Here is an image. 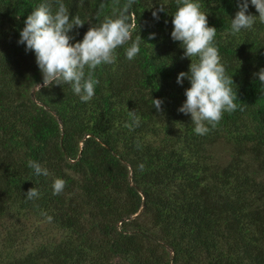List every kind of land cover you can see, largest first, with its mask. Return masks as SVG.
Segmentation results:
<instances>
[{
  "label": "trees",
  "instance_id": "1",
  "mask_svg": "<svg viewBox=\"0 0 264 264\" xmlns=\"http://www.w3.org/2000/svg\"><path fill=\"white\" fill-rule=\"evenodd\" d=\"M44 2L0 0V264H264V86L255 75L264 24L233 34L237 0H198L237 96L236 110L201 136L178 111L190 85L176 78L191 60L170 37L176 0H136L128 15L140 52L126 59L129 41L98 66L88 102L68 85L39 87L35 56L17 43ZM59 2L85 22L69 33L74 43L127 0ZM48 3L54 13L57 0ZM218 143L231 149L226 164L213 156ZM29 160L49 175L35 176ZM57 178L65 187L53 195ZM32 187L40 195L28 200ZM11 213L44 219L62 240L29 248L30 234L1 224Z\"/></svg>",
  "mask_w": 264,
  "mask_h": 264
},
{
  "label": "clouds",
  "instance_id": "2",
  "mask_svg": "<svg viewBox=\"0 0 264 264\" xmlns=\"http://www.w3.org/2000/svg\"><path fill=\"white\" fill-rule=\"evenodd\" d=\"M53 13L48 0L37 6L24 21V27L19 32L18 44L23 45L26 52L31 51L35 56L36 65L42 75V85H68L73 94L82 102L90 101L95 94L98 83L93 79V71L101 65L112 64L116 58V50L131 41L125 49V58L133 60L140 52V36L132 40L133 26L129 22V9L136 0L127 3L114 14V18L106 17L98 26H91L82 40H74L69 33L74 28L79 29L85 23L78 16H70L62 2ZM249 5L253 6L258 15L248 12ZM237 8L231 18L230 29L233 34L251 30L258 21L264 24V0H237ZM152 12L158 19V12ZM172 31L170 37L179 42L183 49V58L191 60L189 71L180 72L176 82L182 85L185 79L189 87L185 89V100L178 111L190 115L196 135H205L210 127L214 128L222 119L224 113H231L237 108V96L233 89L232 76L226 74L221 62L219 51L214 44L217 30L208 25L207 14L201 10L198 0H176V10L171 15ZM155 34H150V39ZM195 58L196 62H192ZM87 69V73L85 72ZM256 77L264 86V68ZM153 100V108L159 112L162 101ZM135 123V120H134ZM27 166L35 176H48V170L33 160ZM65 187V181L57 178L53 181V195L60 194ZM39 192L34 187L25 193L28 200L37 199ZM51 220V217H47Z\"/></svg>",
  "mask_w": 264,
  "mask_h": 264
},
{
  "label": "rangeland",
  "instance_id": "3",
  "mask_svg": "<svg viewBox=\"0 0 264 264\" xmlns=\"http://www.w3.org/2000/svg\"><path fill=\"white\" fill-rule=\"evenodd\" d=\"M231 153L230 147L226 146L225 143H218L213 148L214 158L222 164H226L231 160ZM259 182L264 184V172L260 174ZM1 224L8 226L16 224L18 226V230L22 231L21 235L24 232L25 235L30 234V241H32H29V248L33 249L49 244L53 246L54 243H59L63 238L56 230H54V228H51V226L47 224L44 219L40 220L38 217L32 215H28V218L18 219L14 213H11Z\"/></svg>",
  "mask_w": 264,
  "mask_h": 264
},
{
  "label": "water",
  "instance_id": "4",
  "mask_svg": "<svg viewBox=\"0 0 264 264\" xmlns=\"http://www.w3.org/2000/svg\"><path fill=\"white\" fill-rule=\"evenodd\" d=\"M32 97H33V99L35 98V92L32 93Z\"/></svg>",
  "mask_w": 264,
  "mask_h": 264
}]
</instances>
